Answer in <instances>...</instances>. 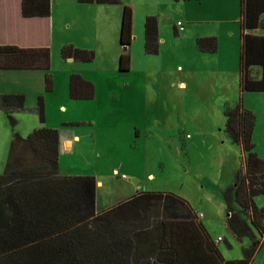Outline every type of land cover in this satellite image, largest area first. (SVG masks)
I'll return each mask as SVG.
<instances>
[{"label": "rangeland", "instance_id": "rangeland-1", "mask_svg": "<svg viewBox=\"0 0 264 264\" xmlns=\"http://www.w3.org/2000/svg\"><path fill=\"white\" fill-rule=\"evenodd\" d=\"M122 2L133 11L127 71L118 69L120 16L98 4L52 0L60 33L82 44L75 47L93 50L95 57L91 62L64 60L61 47H56L50 69L52 91L45 89L41 72V92L23 93L27 109L14 111L11 118L0 109V174L13 133L26 137L41 126L70 127L79 142L60 153L59 168L65 174L92 175L103 181L96 189L98 210L136 191L172 192L190 203L223 258L239 259L242 247L250 242L235 238L226 225L229 206L238 205L233 197L229 202L225 193L234 183L242 154L224 131L225 105H234L241 94L239 7L231 0ZM97 12L109 16L110 26H92L90 17ZM147 15L158 20L156 54L143 49ZM178 21L184 27L175 33ZM204 36L218 39L217 51L197 49L196 39ZM71 66L98 78L104 74L94 85L93 98H71L68 85L66 92L65 72ZM109 75L111 82L105 79ZM37 96L43 97L44 122L35 109ZM242 105L255 114L253 141L264 157V92H244ZM254 202L264 207V194L254 197ZM256 235L258 253L251 264H262L264 234Z\"/></svg>", "mask_w": 264, "mask_h": 264}, {"label": "trees", "instance_id": "trees-1", "mask_svg": "<svg viewBox=\"0 0 264 264\" xmlns=\"http://www.w3.org/2000/svg\"><path fill=\"white\" fill-rule=\"evenodd\" d=\"M52 0H21L23 17H49ZM79 3L118 5L121 23L119 71L131 65L133 11L122 0H77ZM241 48L239 53V100L224 108V131L240 146L242 162L225 195L229 206L226 225L238 240L247 238L239 259L223 258L190 203L164 191H140L128 199L96 211V179L69 175L58 164L59 130L41 126L26 137L13 133L3 173L0 174V264H251L259 238L264 234V207L254 197L264 194V157L253 141L255 114L242 105L244 92H264V0H239ZM174 32L177 28L173 27ZM201 52H215V36L196 39ZM143 49L159 50L158 20L147 15L143 24ZM63 59L91 62L93 50L65 44ZM51 55L48 47L21 48L0 45V69H42L45 89L52 90ZM259 68L255 73L254 68ZM69 96L94 97V83L79 73L69 76ZM0 109L11 118L25 110L21 93H0ZM44 122L43 97L35 107ZM229 246V244L227 243ZM264 264V254L263 261Z\"/></svg>", "mask_w": 264, "mask_h": 264}, {"label": "crops", "instance_id": "crops-1", "mask_svg": "<svg viewBox=\"0 0 264 264\" xmlns=\"http://www.w3.org/2000/svg\"><path fill=\"white\" fill-rule=\"evenodd\" d=\"M231 2L233 4L235 3L239 7V0H231ZM80 4H93V3H80ZM97 6H105L101 8H109L106 10H108L110 14L113 13L115 16L121 17L122 10L121 8L119 9L117 7L118 5L98 4ZM55 13L56 11L54 10V7H52V1H51V12L49 17H23L21 15V0H0V45H4V44L16 45L21 48L48 47L50 49V55H52L51 61L54 60L56 47H62L63 45L68 43L73 44L74 46H81L82 44H79L78 42H75L73 40L72 41L66 40L64 36L60 33L58 20L55 17ZM90 19H91L90 23H92V26L94 27L101 24H106L107 26H110V22H111L109 16L100 14L99 12H97L94 15H91ZM239 21H240V13H239ZM249 32L255 35H264V30L262 29H255ZM112 46L113 45L111 44L110 50L113 49ZM110 50H108V52H110ZM120 52H121V48H120ZM120 52L118 53L120 54ZM68 60L70 61L71 58H68ZM50 69H51V64H50ZM254 69L253 71L255 73L259 72L258 67L257 68L255 67ZM41 72L45 73L42 69H0V93H21V94L24 93L25 95L26 93H31L35 95L39 94L42 90L43 82L45 81V80L44 81L41 80L43 79L42 77L43 75ZM72 72L81 74L85 79L92 81L94 85H97L99 78L104 79L103 73H101L103 77L98 78L96 73H92L88 70L85 71L83 68H74V67L72 68L71 66V70L65 72L66 92H67V85H69L68 75H70ZM111 78L112 76L109 75L106 76L105 79L107 82H111L112 80L109 81V79ZM75 142H79V135L75 133V130L70 127L61 128L59 130V155L62 151L67 152L71 148H73ZM115 171L116 170H114V172ZM98 185H101L100 187L103 186V181L101 179H96V189ZM136 192H140V191H136ZM132 195L128 196L123 200L120 199L117 201L119 202L124 201L129 197H131ZM96 200L98 201L97 192L95 196V201ZM109 207L101 210H98L96 208V211L99 212L108 209ZM198 220L200 221L199 218Z\"/></svg>", "mask_w": 264, "mask_h": 264}, {"label": "built area", "instance_id": "built-area-1", "mask_svg": "<svg viewBox=\"0 0 264 264\" xmlns=\"http://www.w3.org/2000/svg\"><path fill=\"white\" fill-rule=\"evenodd\" d=\"M176 27H177L178 30H182L184 26H183V24L180 21H178L177 24H176ZM220 240H221L220 237H218L216 239V241H220Z\"/></svg>", "mask_w": 264, "mask_h": 264}]
</instances>
